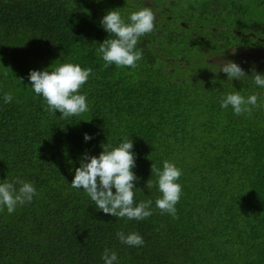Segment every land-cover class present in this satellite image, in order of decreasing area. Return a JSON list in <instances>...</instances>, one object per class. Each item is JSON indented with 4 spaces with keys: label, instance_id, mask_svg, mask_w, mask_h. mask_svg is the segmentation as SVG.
<instances>
[{
    "label": "trees",
    "instance_id": "1",
    "mask_svg": "<svg viewBox=\"0 0 264 264\" xmlns=\"http://www.w3.org/2000/svg\"><path fill=\"white\" fill-rule=\"evenodd\" d=\"M143 1L0 0V182L21 177L38 193L11 214L0 211V264H104L105 248L116 264H264V108L236 116L220 107L232 91L260 94L264 104L250 77L253 67L264 74V0L249 10L232 0H158L155 31L136 46L138 66L105 68L97 49L113 37L102 17L117 9L127 22ZM241 14L253 21L240 26ZM241 47L261 53L241 57ZM220 60L249 77L229 80L217 72ZM64 62L93 74L80 89L90 110L61 119L28 74ZM124 137L133 141L135 202L153 201L141 221L103 213L70 184L86 153L98 156ZM164 160L182 170L175 219L155 207L158 188L146 187L156 179L151 164L162 169ZM117 231H136L145 243L122 244Z\"/></svg>",
    "mask_w": 264,
    "mask_h": 264
},
{
    "label": "clouds",
    "instance_id": "2",
    "mask_svg": "<svg viewBox=\"0 0 264 264\" xmlns=\"http://www.w3.org/2000/svg\"><path fill=\"white\" fill-rule=\"evenodd\" d=\"M104 30L113 38H106L99 43L97 52L103 59L104 67L116 65L117 67L136 68L137 62L143 58V50L137 48L141 37L155 31L156 14L147 6L139 8L127 17V22L117 9L107 11L100 21ZM235 54V48L232 49ZM226 74L229 80H241L249 77L245 71L231 60H220L219 70ZM251 78L255 85L264 88V74L251 69ZM93 74L90 67L82 68L79 64L64 62L55 66L51 71L30 70L28 79L33 92L41 96L46 103V111L55 115L59 112L60 118L80 116L88 112L86 94H80V89ZM260 94H251L247 97L240 91L226 93L220 100V107L227 109L231 106L236 116L247 114L251 116L253 109L264 108V104L258 103ZM13 100L11 92L4 94V102ZM92 139L88 134L84 140ZM133 141L124 137L115 147L105 144L98 156L88 155L82 157L80 166L74 169L71 186L83 191L94 202L97 209L115 218H127L128 220L141 221L153 214L152 199L135 202L134 181L139 178L134 174L135 154L132 151ZM151 175L155 181H146L147 189L154 186L158 188L160 196L155 199V207L160 214L171 215L177 218L176 205L179 203L182 186L178 183L182 176V170L175 163L164 160L162 169L156 164H151ZM113 188L115 192H113ZM38 195L31 181L14 177L12 180L4 179L0 182V211L6 208L9 214L13 213L17 206L31 203L33 197ZM117 239L120 243L130 247L144 245L143 237L136 231L125 233L117 231ZM104 264H116L118 257L115 251L105 248L101 254Z\"/></svg>",
    "mask_w": 264,
    "mask_h": 264
},
{
    "label": "rangeland",
    "instance_id": "3",
    "mask_svg": "<svg viewBox=\"0 0 264 264\" xmlns=\"http://www.w3.org/2000/svg\"><path fill=\"white\" fill-rule=\"evenodd\" d=\"M111 1H114V0H111ZM117 1H124V0H117ZM131 1H135V0H131ZM208 1H212V0H208ZM143 2H144V4L147 5V7H151V8H153L152 10H155V6H157V2H159V1L158 0H144ZM252 8H253L252 13L255 15V13L257 11V8L255 9V3L252 6ZM173 12L174 13H180L181 9L177 7L176 9L173 10ZM230 50H232V49H230ZM237 52H238V56L248 57V59H250L252 56H258V54L261 53L260 49H258V48L255 51H253L252 49H247V50L240 49V50H237ZM253 66H255V64H253Z\"/></svg>",
    "mask_w": 264,
    "mask_h": 264
},
{
    "label": "flooded vegetation",
    "instance_id": "4",
    "mask_svg": "<svg viewBox=\"0 0 264 264\" xmlns=\"http://www.w3.org/2000/svg\"><path fill=\"white\" fill-rule=\"evenodd\" d=\"M234 3H236V4H243V5H245L246 6V8H247V10H249L250 9V2L252 1V0H232ZM165 11H168V9L167 8H165ZM238 13L239 12H236V14H237V17H238ZM242 16V18L240 19V20H238L237 19V21H238V23H239V25L240 26H243L244 24H249V23H251L252 21H253V19H252V17H251V14H249V15H247V16H244L243 14H241ZM251 28H253V27H250L249 29H250V31H248L247 33H245L244 35H247V34H250V35H253L252 34V29ZM230 49L231 48H229V50L228 51H230ZM241 49H244V50H247V49H252V48H250V47H241ZM232 55V54H231ZM233 56V55H232Z\"/></svg>",
    "mask_w": 264,
    "mask_h": 264
}]
</instances>
